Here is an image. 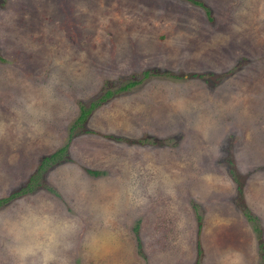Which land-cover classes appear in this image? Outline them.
I'll use <instances>...</instances> for the list:
<instances>
[{
  "label": "rangeland",
  "instance_id": "374dc122",
  "mask_svg": "<svg viewBox=\"0 0 264 264\" xmlns=\"http://www.w3.org/2000/svg\"><path fill=\"white\" fill-rule=\"evenodd\" d=\"M37 173L0 264L49 215L70 264H264V0H0V198Z\"/></svg>",
  "mask_w": 264,
  "mask_h": 264
},
{
  "label": "clouds",
  "instance_id": "9594fccd",
  "mask_svg": "<svg viewBox=\"0 0 264 264\" xmlns=\"http://www.w3.org/2000/svg\"><path fill=\"white\" fill-rule=\"evenodd\" d=\"M127 197L132 203L144 202L134 187L128 188ZM78 228L74 218L55 215L23 223L9 235L7 253L13 264H70L67 253Z\"/></svg>",
  "mask_w": 264,
  "mask_h": 264
},
{
  "label": "trees",
  "instance_id": "16d2710c",
  "mask_svg": "<svg viewBox=\"0 0 264 264\" xmlns=\"http://www.w3.org/2000/svg\"><path fill=\"white\" fill-rule=\"evenodd\" d=\"M194 3L199 5V6H201V7H203L202 4H200V3L196 2V1H194ZM144 75H147V72H144ZM135 84H136V81H129L125 85L121 86L119 90H126L129 87L134 86ZM107 94H110V93L108 92ZM94 104H95V102L91 103L87 109H84L83 107H81V110H80L81 112H80V114L78 115V117L76 119V124L77 125L80 124L82 121H84V118H85L86 114L91 110V108L94 106ZM65 150H66V147L63 146L60 149H58L56 152L50 154L47 157L42 158L40 160V162L38 163L37 172L39 173V171H41L44 168V166L58 161L59 158L64 155ZM87 172H90V171H87ZM38 173L35 174L32 177H29V182L27 183L26 188H21L18 192H12L8 196H6L4 198H0V206L3 203H5L6 201H8L11 198L15 197L16 195H19L20 193H24L26 191H30L31 190V187H30L31 183L36 181V178L38 177ZM90 173L91 174H96L95 172H90Z\"/></svg>",
  "mask_w": 264,
  "mask_h": 264
},
{
  "label": "crops",
  "instance_id": "0c3cea01",
  "mask_svg": "<svg viewBox=\"0 0 264 264\" xmlns=\"http://www.w3.org/2000/svg\"><path fill=\"white\" fill-rule=\"evenodd\" d=\"M246 115V114H245ZM238 147V146H237ZM236 159V158H235ZM237 162H238V160H237ZM237 165H239L238 163H237ZM246 198H247V200H248V202H249V204H250V200H249V198H248V196H247V194H246ZM252 207V206H251ZM252 212H254L255 214H257V215H261L262 214V211H259V213H256L255 212V210L256 209H254L253 207H252ZM200 254V251H198V243H196V255L198 256ZM198 260H197V258H195V261H194V263L193 264H198Z\"/></svg>",
  "mask_w": 264,
  "mask_h": 264
}]
</instances>
